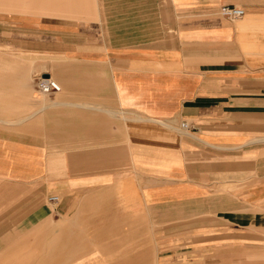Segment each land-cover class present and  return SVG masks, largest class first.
Instances as JSON below:
<instances>
[{
    "label": "crops",
    "instance_id": "0c3cea01",
    "mask_svg": "<svg viewBox=\"0 0 264 264\" xmlns=\"http://www.w3.org/2000/svg\"><path fill=\"white\" fill-rule=\"evenodd\" d=\"M0 10L47 16L21 28L60 86L0 111V264H264V0Z\"/></svg>",
    "mask_w": 264,
    "mask_h": 264
},
{
    "label": "rangeland",
    "instance_id": "374dc122",
    "mask_svg": "<svg viewBox=\"0 0 264 264\" xmlns=\"http://www.w3.org/2000/svg\"><path fill=\"white\" fill-rule=\"evenodd\" d=\"M34 16L47 17L34 11L20 13L0 10V111L9 120L27 117L34 111V107H31L34 104V82L40 73L47 74L43 66L47 64L48 56L34 51V30L21 28L34 29ZM72 17L84 19L80 14ZM28 68H34L33 79L25 87L26 81L21 74ZM37 95L43 94L38 91ZM29 118L20 123L29 124ZM31 262L23 261L24 264ZM34 264H47V261L39 259Z\"/></svg>",
    "mask_w": 264,
    "mask_h": 264
},
{
    "label": "built area",
    "instance_id": "2783aa9c",
    "mask_svg": "<svg viewBox=\"0 0 264 264\" xmlns=\"http://www.w3.org/2000/svg\"><path fill=\"white\" fill-rule=\"evenodd\" d=\"M219 12L223 17L228 19H236L244 14L243 9L230 5L220 6ZM36 86L41 92L46 94H52L60 90L59 84L50 75L45 76L42 73L36 77ZM184 126L185 124H183ZM57 199V196L49 197V201H56Z\"/></svg>",
    "mask_w": 264,
    "mask_h": 264
},
{
    "label": "bare ground",
    "instance_id": "6f19581e",
    "mask_svg": "<svg viewBox=\"0 0 264 264\" xmlns=\"http://www.w3.org/2000/svg\"><path fill=\"white\" fill-rule=\"evenodd\" d=\"M239 8H240V7H239ZM241 9H242V8H241ZM243 11H244V10H243ZM243 15H244V14H243ZM243 15H242V16H243ZM40 92H41V91H40ZM41 93H43V92H41ZM55 93H56V92H55ZM43 94H46V93H43ZM57 198H58V197H57Z\"/></svg>",
    "mask_w": 264,
    "mask_h": 264
},
{
    "label": "water",
    "instance_id": "95a60500",
    "mask_svg": "<svg viewBox=\"0 0 264 264\" xmlns=\"http://www.w3.org/2000/svg\"><path fill=\"white\" fill-rule=\"evenodd\" d=\"M45 76H47V74H45Z\"/></svg>",
    "mask_w": 264,
    "mask_h": 264
}]
</instances>
